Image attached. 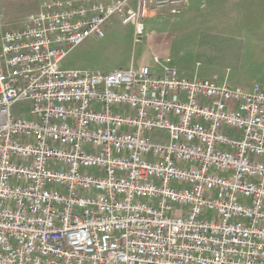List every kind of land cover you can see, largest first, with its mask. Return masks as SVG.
<instances>
[{"label": "built area", "instance_id": "2783aa9c", "mask_svg": "<svg viewBox=\"0 0 264 264\" xmlns=\"http://www.w3.org/2000/svg\"><path fill=\"white\" fill-rule=\"evenodd\" d=\"M186 0H48L0 18V264H264V90L170 57L64 69L113 18ZM29 106L15 112L14 106Z\"/></svg>", "mask_w": 264, "mask_h": 264}, {"label": "crops", "instance_id": "0c3cea01", "mask_svg": "<svg viewBox=\"0 0 264 264\" xmlns=\"http://www.w3.org/2000/svg\"><path fill=\"white\" fill-rule=\"evenodd\" d=\"M46 1L48 0H0V18L3 28L22 27ZM117 21L118 18H113L105 37L113 30ZM146 21L145 40L148 41L154 56L158 55L161 58L170 56L169 41L159 40V38L162 39L159 33L165 29L173 30L178 39L196 36L200 41L202 37H219L218 40L226 38L223 39L225 41L230 38L232 40L228 46L237 52L239 67L241 71L243 69L241 76L246 77L248 73L244 70V66L248 68L255 66L257 68L255 74L248 77L264 86V0H186L179 14L171 15L168 11L153 13ZM132 27L131 33L128 36L124 34L122 40L130 43L133 38L135 42V27ZM115 69L118 68L113 70ZM244 77H242L243 81L248 82Z\"/></svg>", "mask_w": 264, "mask_h": 264}, {"label": "rangeland", "instance_id": "374dc122", "mask_svg": "<svg viewBox=\"0 0 264 264\" xmlns=\"http://www.w3.org/2000/svg\"><path fill=\"white\" fill-rule=\"evenodd\" d=\"M3 22L5 23L4 18ZM115 25L105 38L91 35L75 47L63 61L62 68L108 72L114 68H127L132 64L135 66L154 65V54L148 41L145 40L147 24L144 40L134 42L132 38L130 43L122 39L124 34L128 36L131 33L134 25L132 23L123 24L119 18ZM159 35L162 38H159L160 41L164 42L166 39L169 41L171 51L168 57L181 75L190 79H211L219 83H230L247 89L257 86L264 89L263 85L248 77V75L255 74L257 70L255 66L249 68L244 66V70L248 73L246 77L241 76L243 69L241 71L239 67L237 52L228 46L232 39L224 41L223 39L226 38L218 40L219 37H202L200 41L196 36L179 37L178 39L173 30L167 29L161 31ZM242 77L247 78L248 82H244ZM28 106L29 103L26 101L19 102L14 106V111L21 112Z\"/></svg>", "mask_w": 264, "mask_h": 264}]
</instances>
